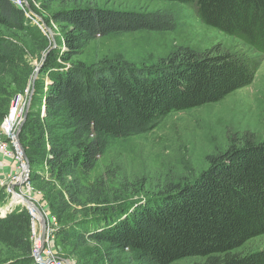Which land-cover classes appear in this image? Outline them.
<instances>
[{"label":"trees","instance_id":"1","mask_svg":"<svg viewBox=\"0 0 264 264\" xmlns=\"http://www.w3.org/2000/svg\"><path fill=\"white\" fill-rule=\"evenodd\" d=\"M46 1L60 5L46 19L64 30L55 47L29 20L27 8L0 0V125L13 98L30 89L32 60L43 62L20 140L31 164L29 184L57 223L56 243L76 264H172L186 258L195 259L188 264H264V248L238 251L264 234V139L253 133L208 155V168L197 176L167 179L134 201L141 189L123 174L121 188L113 191L110 166L87 182L115 141L154 130L171 112L221 101L252 83L258 61L219 46L186 45L152 63L74 61L97 37L174 31L180 15L170 8ZM164 1L194 6L204 23L264 54V0ZM149 182L147 173L140 184ZM6 188L0 184V205ZM6 210H0V264H41L33 255L30 210L21 203Z\"/></svg>","mask_w":264,"mask_h":264},{"label":"rangeland","instance_id":"2","mask_svg":"<svg viewBox=\"0 0 264 264\" xmlns=\"http://www.w3.org/2000/svg\"><path fill=\"white\" fill-rule=\"evenodd\" d=\"M13 1L21 8H27L25 6L27 1L31 11L41 16L45 23L46 19L60 8L59 3L46 0ZM80 1L84 4L120 10L150 11L170 8L179 13L180 22L174 31H135L97 37L85 45L74 57V61L93 64L103 58H109L119 61L127 60L136 64L152 63L183 45L198 50L219 46L225 51L252 57L258 61V69L252 83L229 94L221 101L184 111L171 112L154 130L143 135L115 141L108 152L99 159L87 182L93 181L110 166L112 171H110L109 183L113 191L114 188H121L120 181L124 178L123 174H126L130 182H135L137 188L141 189L136 197L132 196L130 199L134 201L137 197H143L159 190L167 179L177 181L181 176H197L208 168L207 156L225 151L235 137L240 138L248 132L255 134L259 140L264 139L263 53L256 51L240 38L204 23L194 6L164 0ZM32 12L28 10L27 17L36 22ZM50 27L54 32L55 40L62 37L64 33L62 27L54 23ZM60 42L63 43V38ZM32 62L36 67L40 61L35 58ZM47 80L48 78L46 82ZM29 94L30 89L25 94H17L16 96H19L17 101H15L16 96L13 98L11 114L9 113L6 121L4 120L5 123L3 121L0 125V140L6 142L7 147L15 152L14 155L9 156L0 150V159H6L14 166V170L7 177L0 178V184H5L7 187V195L0 205L3 213L13 197L9 185L18 181L25 169V166H22L21 157L16 158L18 144L15 131L22 119L25 110L24 103ZM113 171L119 174L116 175L112 173ZM147 173L150 175V182L144 187L143 183L142 185L140 183ZM16 190L22 191L35 201L49 218L52 230L44 251L52 250L56 256L69 258L76 264L75 259L66 255V250L56 243L54 228L57 223L48 204L43 200L42 194L34 190L30 184L19 186ZM21 205L24 204L21 203ZM31 228V239L35 251L38 249L39 236L41 240L39 222L32 219ZM262 248H264V234L252 238L238 251L248 253ZM193 260L195 259L186 258L172 264H188Z\"/></svg>","mask_w":264,"mask_h":264},{"label":"water","instance_id":"3","mask_svg":"<svg viewBox=\"0 0 264 264\" xmlns=\"http://www.w3.org/2000/svg\"><path fill=\"white\" fill-rule=\"evenodd\" d=\"M25 6L27 7V9L31 11V8L29 6V4L27 3V1L25 2ZM33 16L35 17L34 20L37 22V24L50 36L52 42H53V47L56 46L57 42L55 40L54 37V32L51 29L50 26H48L44 20L41 18V16H39L36 13H33ZM44 63H38L36 64V68H35V73L33 75L32 81H31V86H30V94L29 97L26 100L25 103V110L22 116V119L16 129V133H15V139L16 142L18 144V149L25 161V166L26 169L24 170V173L22 174L21 178L18 179V181L12 182L9 185V189L11 193H13V195H15L16 198H20L23 201V204L30 210L31 215L33 217V219L37 218V214L41 216V221H42V228H41V241H42V246L41 248H39L37 250L36 253H34V257L40 259L42 252L44 251L47 241L50 239V235H51V226H50V221L49 218L46 216V213L43 211V209L35 202L33 201L31 198H29L25 193H23L20 190H16L17 187L19 186H23V185H27L29 184V174H30V170H31V164L29 161V158L26 154L25 148L20 140V133L21 130L29 116L30 113V108H31V104H32V98H33V94L35 92V86H36V82L37 79L39 78V74L41 71V68L43 67ZM19 99V96H16L15 101H17ZM14 101V102H15ZM59 259H61L65 264H75L74 261H72L69 258L66 257H59ZM41 264H51L52 260L51 259H45V260H41L40 261Z\"/></svg>","mask_w":264,"mask_h":264},{"label":"built area","instance_id":"4","mask_svg":"<svg viewBox=\"0 0 264 264\" xmlns=\"http://www.w3.org/2000/svg\"><path fill=\"white\" fill-rule=\"evenodd\" d=\"M25 103H24V106H25ZM7 118H8V116L5 118V121H6ZM5 121H4V123H5ZM15 133H16V131H15ZM0 150H3L5 155L12 156V155L15 154V152L11 148H8L7 147L6 142H4L3 140H0ZM17 150H18V155H17L16 158H20L21 157V159H22V166L24 167L25 166V161H24V159H23V157H22V155H21V153H20V151H19L18 148H17ZM36 252H37V250L34 251V253H36ZM45 259H51L52 260V263L51 264H65L61 259H59L58 256H56L53 253L52 250L51 251H44V253H42V256L40 257V259L36 258V260L38 262H40L41 260H45Z\"/></svg>","mask_w":264,"mask_h":264},{"label":"crops","instance_id":"5","mask_svg":"<svg viewBox=\"0 0 264 264\" xmlns=\"http://www.w3.org/2000/svg\"><path fill=\"white\" fill-rule=\"evenodd\" d=\"M14 170V166L12 163L7 161L6 159H0V178L3 179L7 177L9 173Z\"/></svg>","mask_w":264,"mask_h":264},{"label":"bare ground","instance_id":"6","mask_svg":"<svg viewBox=\"0 0 264 264\" xmlns=\"http://www.w3.org/2000/svg\"><path fill=\"white\" fill-rule=\"evenodd\" d=\"M25 169H26V166H25ZM25 169H24V170H25ZM14 203H23V201H22V199H20V198H16L15 195H13V197H12V199H11V201H10V205H8V206L6 207V209H7L8 207L12 206ZM6 209H4L5 212H6ZM36 216H37V218H35V220L39 222V224H40V230H41V228H42L41 216L38 215V214H37ZM46 216H47V215H46ZM47 217H48V216H47ZM41 246H42V241L40 240V236H39L38 249L41 248ZM38 249H36V250H38ZM41 256H42V255H41Z\"/></svg>","mask_w":264,"mask_h":264}]
</instances>
